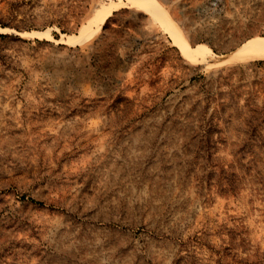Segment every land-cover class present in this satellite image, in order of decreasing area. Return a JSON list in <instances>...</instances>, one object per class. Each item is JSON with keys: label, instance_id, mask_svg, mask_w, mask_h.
Masks as SVG:
<instances>
[{"label": "rangeland", "instance_id": "obj_1", "mask_svg": "<svg viewBox=\"0 0 264 264\" xmlns=\"http://www.w3.org/2000/svg\"><path fill=\"white\" fill-rule=\"evenodd\" d=\"M160 1L205 60L130 0H0V264H264V59L210 60L264 0Z\"/></svg>", "mask_w": 264, "mask_h": 264}, {"label": "bare ground", "instance_id": "obj_2", "mask_svg": "<svg viewBox=\"0 0 264 264\" xmlns=\"http://www.w3.org/2000/svg\"><path fill=\"white\" fill-rule=\"evenodd\" d=\"M131 2L147 9L152 17L158 20L166 32L173 38V40L180 46L183 53L191 59L205 60L207 55L211 53V49L207 45H197L192 47L189 43L183 29L170 15L167 9L163 6L160 0H130ZM110 7L113 6V2H109ZM113 8L106 10L103 8L101 14L98 13V18L94 24H92L89 30L82 32L80 35H72V41L83 42L91 39L102 27V24L106 18L111 14ZM101 11V10H100ZM264 59V35H257L248 39L242 45L237 47L231 53L223 56H216L210 59L214 60L217 64H229L243 62L247 60Z\"/></svg>", "mask_w": 264, "mask_h": 264}, {"label": "trees", "instance_id": "obj_3", "mask_svg": "<svg viewBox=\"0 0 264 264\" xmlns=\"http://www.w3.org/2000/svg\"><path fill=\"white\" fill-rule=\"evenodd\" d=\"M1 35H4V34H1ZM249 137L251 140H254L258 143L264 144V133L261 130L253 128L249 132Z\"/></svg>", "mask_w": 264, "mask_h": 264}]
</instances>
